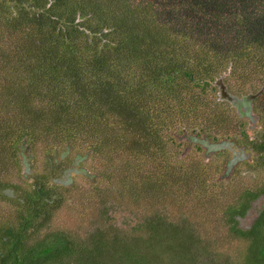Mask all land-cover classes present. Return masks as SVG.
<instances>
[{
	"label": "trees",
	"instance_id": "trees-1",
	"mask_svg": "<svg viewBox=\"0 0 264 264\" xmlns=\"http://www.w3.org/2000/svg\"><path fill=\"white\" fill-rule=\"evenodd\" d=\"M190 12L194 16L187 19ZM1 20L8 24L9 38L15 37V43L5 45L9 38L0 37V88L6 92V105L25 110L0 120V154L20 164L18 148L26 139L53 134L52 139L59 141L63 136L86 141L91 152L106 155L110 163L129 153L155 159L165 173L171 170L170 181L128 183L140 191L153 186L159 190L176 179L183 181L182 186L194 181L195 190L207 184L203 168L197 173L190 168L176 170L172 150L184 138L201 147L191 138L211 143L235 139L234 129L231 133L235 119L215 98L218 79L228 90L231 86L218 68L232 61L230 75L243 77L241 62L247 58L255 75L264 72V0H0ZM208 23L214 25L213 33L204 30ZM24 85L28 89H22ZM24 91L31 96H23ZM39 103L43 106L36 110ZM29 104L35 106V118ZM240 135L251 152L237 161L234 175L246 180L264 167V135L260 141L248 139L243 129ZM53 163L48 159L51 175ZM242 163L247 169L242 170ZM48 175L32 173L30 189L15 186L23 198L14 199L13 205L23 209L0 221V264H97L95 256L123 259L130 254L145 257L142 264H159L161 249L178 241L188 249L183 242L188 235L180 234V223L169 224L158 209L149 210L143 220V233L148 230V236L98 228L79 242L70 229L46 230L55 206L49 201L53 200L50 187L42 181ZM5 180L0 179V185L6 189ZM247 183L236 186L241 189L239 198L232 194L228 222H234L233 233L249 240V263L264 264V203L249 228L235 226V217H243L253 199L264 195V186L252 191L243 188ZM0 197L6 198L4 190ZM102 214L106 216L105 211ZM146 254L151 256L147 261ZM203 255L198 257L206 258L207 264L244 259L240 253L233 261Z\"/></svg>",
	"mask_w": 264,
	"mask_h": 264
},
{
	"label": "rangeland",
	"instance_id": "rangeland-1",
	"mask_svg": "<svg viewBox=\"0 0 264 264\" xmlns=\"http://www.w3.org/2000/svg\"><path fill=\"white\" fill-rule=\"evenodd\" d=\"M194 13L190 12L187 19L194 16ZM205 19L202 21L204 22ZM7 25L2 20L0 21V37L5 35V39L10 36ZM210 25L208 28L204 27L207 33L208 31L213 33L215 30L214 25ZM229 33L226 35L230 36L231 40H235L232 32ZM14 40L15 37H10L5 45L15 43ZM241 63L243 64L242 69H245V76L243 77L238 78L234 74L230 75L231 67L235 65L229 60L224 68H218V72L225 77L224 82L227 81V84L232 86V88L231 86L228 87V91L235 96L241 97L249 93L254 94L261 89L257 99L252 102L255 103V105H251V111L253 112L250 114V111L247 112L243 107L237 110L226 101H221L218 94L214 93L215 98L224 103L222 107L230 112L232 118L235 119L234 124L231 125L232 129H230L231 133L234 129V137L237 140H229V145L225 148L212 151L204 148L205 145L201 147L192 144V142L188 143L184 138L179 139L177 142H180V144L176 145V150H172V161L176 170L178 167L180 169L190 168V170L192 169L197 173L200 168H203L206 170L204 172L207 177V184H202L195 190L194 181L186 182L182 186L181 182L183 181L176 179L173 183L159 187V190H156L153 186L148 190L141 188L140 191L137 188H131L128 183L140 179L150 182L154 180L170 181L171 170L165 173L166 170H163L162 165L157 163L155 159H148L144 156L134 157L129 153L120 158H115L113 163H110L106 155H95L91 152V148L86 141L66 138L67 136H63L62 141H59L60 139H52L53 134H43L41 137H35V140L32 138L26 139L25 143L30 144L27 145L28 147L24 146L25 143L21 145L20 141L21 149L18 148L19 153H21L20 164H13L0 154V179H6L8 185L6 189L5 186L0 185V191L4 190L6 197H0V221H2V218L4 220L5 217L12 218L19 208L23 209L13 205L12 201L14 199L15 202L23 198L20 195V190L15 186L30 189L33 183L32 173L47 172L48 177L42 181L50 187L49 193H51L53 200L50 199L49 201H52L51 204L55 206H51L52 210L47 217L50 224L46 230L70 229L79 242L82 239H87L98 228L109 230L120 228L125 231L123 234L133 236L132 231L143 233L142 223L144 218L148 217L149 210L158 209L164 213V218L169 224L180 223L178 227L183 228L180 232L181 235H188L194 239L187 236L183 240L188 249H182L180 241L169 249H161L160 253L157 254L159 264H207L206 258L198 257V255L204 253L211 254L220 261L225 259L233 261L240 253L244 256V259L241 263L237 261L235 264H250L251 251L246 249L249 240L233 233L234 222H228L227 206L231 202L230 199L233 193L234 197H240L241 189L236 190L239 183L249 181V183L243 185V188H249L252 191H257V189L264 186L263 166H259L256 175L250 179L248 177L243 180L242 175H234V167L237 161L248 158V154L250 155L251 152L247 139H243L240 135L241 129L247 131L248 139H251L255 134L258 137L264 135V72L255 75L250 70L253 62L247 58H244ZM12 78L15 77L12 76ZM22 89L28 88L24 85ZM31 89L36 91L34 86ZM5 93L0 88V120L7 119V116L11 113L25 110L19 105L14 106L11 103L6 105L7 97ZM22 95L31 96L28 91L22 92ZM28 106L30 108L28 111L35 118L33 110L35 106L33 104ZM42 106L43 103L37 104L36 110H40ZM241 112L242 117L235 116ZM245 113H249V115L247 116ZM254 117L257 118V122L253 121L252 123L251 120H255ZM241 121H243L242 127ZM255 123L256 129L254 130L253 125ZM228 133L230 134V130ZM228 138L226 137V139ZM35 143L39 144L36 146ZM43 147L45 148L42 149ZM226 148L228 150L224 151L223 149ZM241 148L245 149V153L238 156V151ZM218 151L224 152L218 155ZM235 157H238L237 161L228 169V161ZM48 159L54 162L55 171L52 175ZM107 161L112 164L113 168ZM127 164H130L129 168H124ZM243 164L241 166L242 170L247 169V166ZM134 165L136 167H133ZM21 176L24 177L23 181ZM262 203H264V195L253 199L251 209L243 217H235V226L249 228L258 216ZM234 204L237 203L234 202ZM102 211L106 212V216L102 214ZM166 222L164 223L165 228H170V225ZM143 234L148 236V230ZM175 239L176 237L173 236L172 240ZM193 248L201 250L196 253ZM149 254L154 255L155 252ZM186 255H188V258H186ZM148 256L150 255L146 254V261ZM95 259L99 260L97 264H142L145 257L143 258L139 254H130L123 259L112 255L110 257L95 256ZM64 261H67V259L64 258Z\"/></svg>",
	"mask_w": 264,
	"mask_h": 264
},
{
	"label": "water",
	"instance_id": "water-1",
	"mask_svg": "<svg viewBox=\"0 0 264 264\" xmlns=\"http://www.w3.org/2000/svg\"><path fill=\"white\" fill-rule=\"evenodd\" d=\"M216 84L218 85V88H219L218 96H219V99L221 101H226V102L230 103L237 110H240V107H244L247 110V112L248 111L251 112L252 100L256 96V93H254V94L249 93V94H246L244 96L238 97V96L231 94L228 91L227 87L222 83L221 79H218L216 81ZM245 115L248 116L249 113H246ZM191 139L194 140L195 142H199L202 145L207 146L212 151L220 150V149L225 148L226 146L229 145V142H227V141H220L217 143H211V142H209L208 139L195 138V137H192ZM237 159H238V157L230 159L229 162L227 163V168L230 169L231 166L235 164Z\"/></svg>",
	"mask_w": 264,
	"mask_h": 264
},
{
	"label": "flooded vegetation",
	"instance_id": "flooded-vegetation-1",
	"mask_svg": "<svg viewBox=\"0 0 264 264\" xmlns=\"http://www.w3.org/2000/svg\"><path fill=\"white\" fill-rule=\"evenodd\" d=\"M222 81V80H221ZM223 83V82H222ZM224 84V83H223ZM226 87H227V85H226ZM260 92H261V89L259 90V91H257V92H255L256 93V96L253 98V100H252V102H254V100L256 99V97H258L259 96V94H260ZM253 105H255V103H252ZM244 108V107H243ZM253 111H251L250 112V114L252 113ZM255 113V112H254ZM241 114V115H240ZM246 114V113H245ZM239 116L240 117H242L243 116V114H242V112L241 113H239ZM252 116V115H251ZM250 116V117H251ZM252 119H253V117H252ZM254 119H255V117H254ZM252 121V123H253V121L254 122H257V118L255 119V120H251ZM255 126H256V123L253 125V127H254V130L256 129L255 128ZM196 138V137H195ZM263 137L261 136V137H258L256 134H255V136H253V139H255V140H258V141H260L261 139H262ZM203 139H206V138H203ZM221 141H227V140H221ZM193 142H195L194 140H193ZM227 142H229V141H227ZM205 148L206 149H209L207 146H205ZM238 149V148H237ZM224 150V149H223ZM218 153V152H217ZM243 153H245V149H243V148H241V149H239V151H238V156L240 155V154H243ZM233 154V153H232ZM248 156H249V154H248ZM229 162V161H228Z\"/></svg>",
	"mask_w": 264,
	"mask_h": 264
}]
</instances>
